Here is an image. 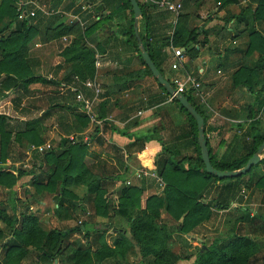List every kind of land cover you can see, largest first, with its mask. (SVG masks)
Listing matches in <instances>:
<instances>
[{
  "label": "trees",
  "instance_id": "1",
  "mask_svg": "<svg viewBox=\"0 0 264 264\" xmlns=\"http://www.w3.org/2000/svg\"><path fill=\"white\" fill-rule=\"evenodd\" d=\"M19 1L0 0V100L6 96L8 91L20 86L27 88L38 82L53 83L59 86V80L48 81L34 72V63L29 57L28 45L37 36L43 42L60 40L63 36H72L70 42L62 46L59 57L66 65L65 74L61 80L68 82L72 77H77L78 82L75 85L78 86L75 87H81L82 82L94 76V51L85 45L84 37L99 31L103 25H116L124 42L132 46L139 55L134 33V15L129 0H98L96 10L99 12V18L91 20L82 33L76 25L63 23L59 16H50L46 20L38 21L39 11L33 18L18 19ZM50 1V8L56 9L64 0ZM86 1L93 2V0ZM151 1L158 0H136L141 10V20L145 25L146 37L142 39H144V46L154 65L163 74L160 68L162 60H156L150 44L153 36L149 28L152 12L156 11V6ZM241 1L214 0L222 7ZM245 1L246 3L240 6V13L235 19L236 22L244 24L247 32L244 52L246 59L232 74V83L236 86H244L252 93L254 108L248 115V119L252 122L248 124V130L242 138L234 137L232 151L226 157L218 159L209 153L212 167L219 171H236L243 168L247 160L264 142V133L260 132L256 125L260 123L258 115L264 108V0ZM69 2L67 10L76 7L72 11L78 12L82 0H69ZM253 4L254 10H252ZM23 8L31 9L32 6L27 5ZM103 11L107 14L104 15ZM160 13L162 16L170 14L166 11H160ZM183 17L182 14L178 15L172 34L161 39V46L184 48L188 58L192 60L197 57L198 51L194 47L189 48L188 45L196 42L199 29L185 26L181 21ZM122 21L124 27H120ZM253 53L256 57L252 63L249 57ZM157 55L160 56V52H157ZM140 62L142 69L136 74L152 76L141 58ZM117 80L116 78L113 81L116 83ZM157 85L169 98L165 88L158 83ZM184 97L201 115L205 126L207 116L203 111L204 106L199 105V99L191 91L185 93ZM171 101L176 104L188 121L189 131L181 137H190L193 154L177 158L176 150H171L167 145L163 146L161 151L165 152L168 157L158 167L160 181L157 184L160 191L158 194L147 196L143 202L145 180L142 187L125 185L121 182L115 189V196L111 198L107 183L111 181L114 184L116 181H122V177L113 176L111 173L103 175V170L98 174L89 168L84 163L88 152L86 144L82 141L72 145L67 139H63L58 145L60 150L51 149L45 154H34V158H39L38 168L43 164L47 166L42 177L37 175L34 178L32 185L35 193L38 197L44 193L52 195L56 200L57 207L54 210L57 215L61 216L60 208L64 199H75V195L68 191V187L84 185L86 192L92 195L89 196V201L94 215L107 218L109 222L114 217L124 219L129 228V236L124 230H117L119 237L109 245L104 228L91 231V225L86 223H80L79 226L69 231L55 228L46 230L40 226L37 216L20 214L18 218L14 210L12 215H9L0 203V222L11 230V240L5 244V252L3 258H0V264H21L29 248L36 250L44 260H53L60 253L62 242L68 234L75 231L83 233L86 240L76 242L69 258L72 264H104V261L113 258L116 259V264H121V261H126L134 249H137L141 259H148L147 263L140 259L138 264H177L180 260H189L190 257H194L191 264H256L259 259V243L254 239V230L251 227L254 226L257 217L248 207L232 208L230 200H233L243 187L248 188L254 185V171L263 160L252 166L245 174L237 177L219 179L207 174L201 160L196 122L177 99L171 98ZM71 107L74 109L76 105H71ZM70 115L73 119L71 124H65L64 128L61 127L66 135L71 132H83L88 127L89 118L86 115L79 113ZM39 123H41L40 119L31 120L23 129L14 131L9 124V117L0 114V161L3 165L8 157L7 149L12 142L20 144L25 141L33 146H39L45 142L38 127ZM236 126L240 129L243 123H238ZM97 132L98 127H95L93 133ZM208 151L211 152L209 147ZM29 173L32 174L33 170H29ZM25 174L23 170H16L14 173L13 167L0 166V186L12 191V200L14 199V187ZM244 176L249 177L245 183L242 180ZM263 181L264 174H261L256 181V188ZM217 182L223 185L220 186L216 197L207 201V196L210 195ZM212 207L226 209L229 212L228 217L238 218V221L245 225L240 226L235 222L232 227H229L230 229L228 228L225 236H215L201 244L187 240L185 236L189 232L211 217ZM79 209L84 210L83 207ZM233 210L239 212L240 215L236 217ZM162 213L167 214L173 221V225L163 222ZM106 224L108 225V222L103 226ZM173 230L177 236L183 238L186 247L191 249L189 256H181L172 250L170 242ZM5 237L6 235L0 229V240Z\"/></svg>",
  "mask_w": 264,
  "mask_h": 264
},
{
  "label": "crops",
  "instance_id": "2",
  "mask_svg": "<svg viewBox=\"0 0 264 264\" xmlns=\"http://www.w3.org/2000/svg\"><path fill=\"white\" fill-rule=\"evenodd\" d=\"M179 1L183 5V9L181 8L180 12L184 17L181 21H183L188 28L199 29L196 42L188 45L189 48L194 47L198 51L197 57L190 60L184 48L161 46V39L172 34L179 14L176 17L173 16L174 18L172 21H168L169 23L172 22V27L168 30L165 28L168 22L162 18L163 16L160 11L152 12L151 26L149 28L153 36V40L150 41L152 52L157 61L162 60V63L159 62L163 73L161 75L169 83L172 78L182 76L184 73H188L200 81L203 98H197L199 99V105L202 107L204 106L203 111L207 116V121L204 126V137L207 150L209 147L211 152L208 151V153H211L218 159L224 158L232 151L234 137L238 136V138H242V135L247 132L248 124L252 122L251 119H248V115L254 108L252 93L248 91L246 87L236 86L232 83V74L246 59L244 52L247 44V32L244 24L236 22L235 19L240 13V6L245 4L246 1L242 0L239 2L240 4L233 3L225 7H222L219 3H215L214 0ZM27 2L39 5V2L19 1V3ZM45 2L46 3L41 4L44 12L39 11V16H59L60 19L66 16V20L62 22L67 25H76L79 27L81 33L91 20H95L93 16L99 18V12L95 9L81 10L79 7V11L76 13L72 11L76 7H72L68 11L64 10L61 5L64 3L70 4L69 0H64L56 9L50 8V0H45ZM98 3L99 1L97 0V4ZM252 10H254V4ZM90 11H92V13H89ZM37 12L38 11H36V13ZM103 14L105 15L107 12L103 11ZM170 15L172 14L170 13ZM141 16L136 21V32L142 46L147 50L144 46V39H142V37H146V32ZM123 24L122 21L120 27H124ZM63 38H65V40ZM71 38V35L63 36L60 39L62 46H66ZM49 43L52 45V41ZM84 43L94 51L95 73L93 78L89 80L93 81L100 90L98 98L93 104L94 115L97 120L100 121V124H94L89 121L88 127L83 132H71L68 135L61 129V132L56 135L58 145L63 139H67L70 135H77L80 140L85 137L87 140L84 143L86 144L88 154L84 158V163L95 173H98L97 170H99V168L103 170L104 167H107L113 176L118 175L123 179L122 181H116L114 183V188L109 192V195L113 194L114 196L115 189L121 182L125 185L129 182V185L142 187V183L145 180L146 184L143 186L144 191L142 195L143 202L147 196L158 194L160 191L157 187V182L160 181L158 167L168 157L165 152L161 151L163 146L167 145L171 150H176L177 158L193 154V148L189 141L190 137H181V135L187 134L189 131L188 121L179 111L176 104L171 101V96L169 98L165 96L157 85L158 81L153 76L136 74V72L142 69L138 43L137 47L140 57L132 46L124 42V38L119 34V29L116 25H103L99 31L88 37H84ZM31 45H33L34 48H39L37 50V57L42 56L43 58V55H40L39 51L44 46H47L46 42L41 41L38 36L35 37L28 45L29 53L31 51ZM177 49L181 52L183 58L179 70H173L171 66L176 61ZM157 52H160L161 55L158 56ZM249 61L252 63L254 62V53L249 57ZM96 62L98 66L95 65ZM53 65L55 68H51L50 71L41 75V77L48 81L59 80V86H55L53 83L38 82L29 85L27 88L20 86L13 90L11 89L6 93V96L0 100V107L6 104L8 105L11 101L17 102L16 99H19L21 95L29 94V91L33 89H39V91H41L44 87H56L57 89L55 90L59 92H69L70 90L64 88V85L71 87L78 86L75 85L78 79L75 80L74 77L68 82L61 80L65 74L66 65L59 57V53ZM37 75L40 76V74ZM116 78L118 80L115 83L113 80ZM78 88H80L85 95H91V90L89 88L83 86ZM194 96L196 95L194 94ZM66 106L68 113H63L66 115L62 116L61 122L59 121V126L61 127H65V124H71L73 121L70 115L72 111L74 113L83 114L76 110L77 105L74 109L70 104ZM56 107L57 104H54L53 108L55 109ZM263 109L258 115L260 123L256 124L257 128L262 133H264ZM3 114L9 117V124L14 130L23 129L27 122L33 120V118L24 119V117H21L22 119L16 118L13 120L12 116L7 113ZM100 116L101 118H99ZM46 118L50 117H48L47 112L43 111L41 122H44L42 124L44 127L42 129L44 137H46L47 132L44 121ZM37 119H39L38 116ZM238 123H243L240 129L236 126ZM95 127H98V132L96 134L93 133ZM53 130L55 129L53 128ZM50 141L51 140H47L44 143L49 142L51 144ZM102 145L108 147V150H103ZM18 149L23 153L22 148L18 146ZM59 149L61 148L59 147ZM29 151L33 157L34 154H38L32 152L30 149ZM259 156V162L263 161L260 164L259 162L257 163L259 165L254 171V185L248 188L243 187L236 197L230 200V205L232 208L248 207L249 210L253 211L254 215L257 217L254 223V239L259 243V246H261L264 244V181L261 182L257 188L255 184L260 175L264 174V147ZM99 160H104L105 163L99 164ZM12 165L11 167L14 168V173H16V170H22L17 168V163H13ZM139 169L153 171L156 173L157 177H142L137 179L134 177V172ZM30 170H33L32 174L29 173V170L27 171L24 169L23 171L26 172L24 176H31V183H33L37 174L35 173L34 167ZM248 178V176H244L242 178L244 181L243 183L247 182ZM22 183L23 180L20 182L19 179L15 188ZM155 184L157 186H155ZM221 185L223 184L219 182L216 183L215 188L211 191L210 195L207 196V201L213 200L216 197ZM72 186H81L84 188L83 195L85 196L77 200L72 199L74 202H77L78 207H84V197L92 195L86 192V187L84 185ZM250 192H252L253 195H251L252 197H250L248 202V194ZM44 196L46 197L49 195L44 193L39 197L41 198ZM37 204L42 206L43 212L46 211L48 207L46 201L40 199ZM50 207L54 210L57 205L55 202H52ZM79 210L82 211L81 209ZM233 211V213H236V217L240 215L236 210ZM63 212L65 214V211H61V215ZM211 212V217L207 221H204L200 226H197L185 236L187 239L193 242H200V244L207 241L209 236L206 231L210 229L211 225L213 226V222L216 221V219L218 223L214 229L218 231L217 236H225L228 228L224 231L222 228L224 229L229 223L231 225L230 227H232V224L235 222L240 226L245 225L239 222L238 218L227 222L229 212L226 209H215L212 207ZM162 218L164 219L163 213ZM214 218L216 219L213 220ZM67 222L68 220L66 219L57 218V223L61 226L65 225ZM113 234L119 237L116 230Z\"/></svg>",
  "mask_w": 264,
  "mask_h": 264
},
{
  "label": "rangeland",
  "instance_id": "3",
  "mask_svg": "<svg viewBox=\"0 0 264 264\" xmlns=\"http://www.w3.org/2000/svg\"><path fill=\"white\" fill-rule=\"evenodd\" d=\"M23 1H33V2H39V6H41L42 3H46L45 0H23ZM69 3H64L61 5L64 10H67V6ZM48 6V4H47ZM68 11V10H67ZM40 14V13H39ZM181 14V12L179 13ZM64 17V16H63ZM61 18L60 20H66V16L64 18ZM49 17L46 16H39V20H46ZM164 20L172 21L173 15L170 14H163L162 17ZM36 21V23L38 22ZM59 21V20H58ZM172 27V22H168L165 25V28L169 30V28ZM49 45H48V44ZM47 46H44L42 49H40V55H43L40 57H37V50L39 48H34L33 45H31V51L29 53L30 59L32 63H34V72L35 74L44 75L46 72L50 71L51 68H55L53 63L55 62V58H58V53L62 48V42L60 40H54L52 41V45H50L49 42H46ZM34 48V49H32ZM256 55L254 54V59ZM36 60V61H34ZM55 88H47L44 87L41 91L39 89H33L32 91H29V94H24L19 97V99H16L17 102H10L8 105H3L0 107V114L7 113L8 115L13 117V120L16 118L22 119L21 117H24V119L27 118H33V120L38 118L42 121V112H47L48 117L46 118L45 124L47 128L46 137L43 136V126L42 124L44 122L39 123L38 127L40 131L42 132V137L47 140H51L52 144V150H60L58 145V139L56 135L61 132V126H59V121L61 122L62 116H65L68 113L66 110L67 104L75 105V95L72 94L70 91H61L59 92ZM66 100V101H65ZM54 104H57V107L54 109ZM77 110V109H76ZM73 112V111H72ZM71 112V114H73ZM70 114V113H69ZM77 114V113H76ZM40 115V116H39ZM53 128L55 130H53ZM64 128V126H63ZM14 130V129H13ZM16 131V130H14ZM23 145V147H22ZM18 146L23 149V153L19 151ZM31 144H27L22 142V144H16L12 142L8 149V157L5 161V164L3 165L0 161V166H6L7 168L10 166H13V163H17L18 167L22 170H30L32 167H34L35 173L37 175H43V171H46L47 166L43 164L40 168H38L39 158H34L31 156V153L29 149L31 148ZM103 150H108V147L102 145ZM29 155V157H28ZM105 163L104 160H99V164ZM98 172H101L100 168L97 170ZM102 173L103 175H110V170L107 169V167H104ZM31 176H23L20 178L23 180V183L21 185H18L17 188H15L14 191V199H11L12 191H9L7 189H4L0 186V203L2 205V208L6 210V212L9 215H12V211L14 210V213L16 217H20V214H32L39 218V224L42 228L48 230V229H60V230H66L69 231L71 229H74L75 227L79 226L80 223H86L91 225V231L94 230H100L104 228V234L107 240V243L109 245L112 244L113 240L118 237V235H114L113 232L116 230H124L127 236H129V228L127 225V222L119 217H114L110 222L107 218H101L98 216H95L93 213V207L91 205V202L88 199V196L84 197L85 206L83 207V211L79 210V207L77 206V202H74L73 200H77L78 198H81L84 194V188L81 186L74 187L69 186L68 191L75 195V199L72 200V198L64 199L62 206L60 208L61 211H65L62 213L61 216L57 215L56 211L53 210L52 207H50L52 202H56L55 199H53L52 195L44 196V197H38L35 193V188L31 183ZM18 183V182H17ZM155 186H157L155 184ZM107 187L109 192L114 188V184L110 181L107 183ZM158 187V186H157ZM11 192V193H10ZM111 198H113V194H110ZM248 197V202L250 200L251 195H253L252 192H250ZM39 198V199H38ZM46 201L48 204V207L46 208V211L43 212L42 206L38 205V201ZM50 199V200H49ZM52 199V200H51ZM14 207V209H12ZM32 209V210H31ZM162 218L163 222H166L170 225H173V221L167 216V214L163 213ZM57 218H62L68 220V222L61 226L57 223ZM214 218L213 220H215ZM233 220V217L230 216L227 217V222ZM217 221V219H216ZM214 221L213 226H210V229L207 230V234L209 236V241L214 236H217L218 231L214 229L218 222ZM105 226L103 224L107 223ZM231 225H226L225 228L222 230H226ZM171 229H174L173 226H170ZM254 230V226L251 227ZM0 229L4 232V235L6 237L3 240H0V258H3L4 252H5V244L11 240V230L6 228V226L0 222ZM242 231V229H241ZM226 233V232H225ZM222 233V234H225ZM172 239H171V248L175 253H179L181 256H189L191 249H188L186 247V243L183 241V238L177 236L173 230L172 233ZM84 234L78 231L71 232L68 234V237L62 242L61 245V251L60 253L55 256L53 260L43 259L39 253L34 250L33 248L28 249V253L25 256V258L22 260L21 264H72L70 262V256L72 254L73 249L76 246V242L78 241H85L86 239L83 236ZM186 238V237H185ZM187 239V238H186ZM189 240V239H187ZM259 254H258V261L256 264H264V244L259 246ZM194 257H190L189 260H180L177 264H191ZM140 256L137 251V249H134L133 253L129 254L126 261H121V264H138L140 261ZM119 260V259H117ZM143 262L147 263L148 259H141ZM116 259H108L104 261V264H116Z\"/></svg>",
  "mask_w": 264,
  "mask_h": 264
},
{
  "label": "built area",
  "instance_id": "4",
  "mask_svg": "<svg viewBox=\"0 0 264 264\" xmlns=\"http://www.w3.org/2000/svg\"><path fill=\"white\" fill-rule=\"evenodd\" d=\"M151 2L156 6V11H166L171 13L174 17H176L179 14L182 8V4L179 0H158ZM27 5H32V8L31 9L23 8V6H27ZM96 6H97V0H93V2H87L86 0H82V2L80 3L81 10H94V9L96 10ZM18 8H19V12L17 18L20 20L30 19L35 17L36 11L44 12L43 6L36 5L32 2L18 3ZM89 13H92V11H90ZM93 19H96V16H93ZM63 39L65 40V38ZM182 58L183 56L181 52H179L177 49L176 61L171 66L173 70H179ZM95 65L98 66V63L96 62ZM74 79L77 80V77H74ZM170 83L176 93L184 95L185 93L191 91L199 99L203 98V94L201 93L200 81L196 77L188 73H184L182 76L172 78ZM81 86L89 88L91 90V95L89 96L85 95L78 87H71L64 85V88L70 90L75 95V103L77 105V110L83 113L84 115H86L91 123L100 124V121L97 120L93 112V104L97 100L100 90L98 86L95 85L94 82L89 79L82 82ZM171 98L173 97H170V99ZM67 140L70 144L73 145V144H77L79 141L85 142L87 139L83 137L80 140L77 135H70L67 137ZM51 149L52 146L49 142H46L39 146H31L30 148L32 152L38 154H45ZM134 177L137 179H140L142 177L156 178L157 175L153 171L139 169L134 172ZM129 184L130 183L127 182V185Z\"/></svg>",
  "mask_w": 264,
  "mask_h": 264
},
{
  "label": "water",
  "instance_id": "5",
  "mask_svg": "<svg viewBox=\"0 0 264 264\" xmlns=\"http://www.w3.org/2000/svg\"><path fill=\"white\" fill-rule=\"evenodd\" d=\"M129 2L131 4L133 15H134V33H135V36L137 39V43H138L139 50H140V55H141L143 62L145 63V65L147 66L149 71L151 72L152 76L158 81V83L160 85H162L165 88L167 94L169 96L177 99L178 102L180 103V105L187 110V112L193 117V119L196 122L197 141L199 144L201 160L204 164L205 172L207 174L214 175L219 179L237 177L239 175H243L246 172H248L252 166L256 165L259 162V160H260L259 155H260V153L264 147V142L260 145L258 150L247 160L245 166L239 170H236V171H219V170L212 167V165L210 163V159H209V153L207 150L205 137H204V122H203L201 115L196 112V110L187 101V99L184 97V95L175 92L172 85L162 77L161 73L159 72V70L154 65V63L151 60L147 50L142 46L140 38L136 32V21L141 16L140 7H139L138 3L136 2V0H129Z\"/></svg>",
  "mask_w": 264,
  "mask_h": 264
}]
</instances>
